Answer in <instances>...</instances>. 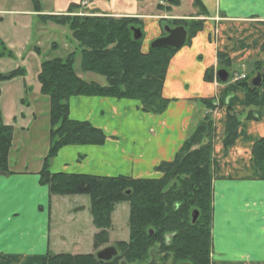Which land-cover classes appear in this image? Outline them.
I'll return each instance as SVG.
<instances>
[{
    "label": "crops",
    "instance_id": "crops-1",
    "mask_svg": "<svg viewBox=\"0 0 264 264\" xmlns=\"http://www.w3.org/2000/svg\"><path fill=\"white\" fill-rule=\"evenodd\" d=\"M76 1L79 0H67L56 10L66 11L68 5ZM201 2L207 12L202 29L176 49L169 61L161 92L168 101L165 110L160 114L146 113L136 100L71 97L68 100L69 118L88 121L101 129L107 138L101 145L60 148L50 161L49 169L51 173L104 177H157V166L172 160L207 112L200 100L210 99L217 103L211 113L210 264H264V179L253 163L251 153L253 144L264 137V83L258 88L257 106L246 107L245 90L233 80H204L206 69L213 73L219 68L217 52L229 60L230 73L238 71L248 75L249 69L264 64V0ZM116 9L110 14L137 13L133 5ZM151 21L143 18L150 28L142 43L144 52L152 40L161 36L159 21ZM42 25L37 27L38 35L43 31ZM39 40L35 43L38 46L41 36ZM30 54L34 52L30 51ZM21 102L35 108L41 105L42 99L35 96L30 102L27 99ZM44 102L48 104V100ZM34 114L35 110L33 121L36 120ZM249 114L254 117L248 118ZM233 116L240 123L237 136L232 145L224 147L223 129L227 119ZM10 123V119L5 118L2 124L12 127ZM19 129L25 131L27 127H13L10 151L18 150L14 143ZM44 155H39L30 167L25 158L21 159L20 169L9 167L8 155L9 173H0V264H42L45 254L53 253L50 221L58 195L50 194L48 187L39 182L38 171ZM80 210L77 208L74 214H79ZM78 229L81 239L84 229L81 226ZM91 229L93 234L96 228L92 225Z\"/></svg>",
    "mask_w": 264,
    "mask_h": 264
},
{
    "label": "trees",
    "instance_id": "trees-1",
    "mask_svg": "<svg viewBox=\"0 0 264 264\" xmlns=\"http://www.w3.org/2000/svg\"><path fill=\"white\" fill-rule=\"evenodd\" d=\"M173 0L171 3H173ZM79 3H70L65 14H43L37 0L34 11L42 23L51 22L66 27L75 47L63 57L43 59L37 81L39 92L48 99V148L38 171L39 182L48 187L50 194L58 196L87 195L90 214L97 233L94 248L107 243V229L115 204H129V237L116 243L117 255L109 261L98 260L92 253L47 252L42 264H144L149 251L156 249L158 264H210L211 254V179L213 123L211 113L217 103L201 99L207 111L194 130L182 143L174 158L161 162L154 178L134 179L126 176H95L81 173H51L50 161L58 150L67 145H101L107 136L88 121L70 119L68 100L75 96H98L136 100L146 113L160 114L168 101L162 97V86L169 61L176 51L160 47L142 51V38L134 40L131 27H139L137 17L79 15L73 11ZM206 15L201 0H196ZM157 8L166 9L161 4ZM168 9V8H167ZM189 40L202 29L203 22L180 20ZM165 35V33H164ZM2 46L1 54H5ZM39 54L38 52H36ZM11 56V51L7 52ZM218 67L229 70V60L217 52ZM79 57L81 72L104 77L105 85L85 81L74 69ZM262 64L255 66V73ZM21 67L1 80L22 75ZM254 75V74H253ZM213 73L206 69L204 80L211 81ZM250 76L238 85L245 90V106L258 104V88L249 85ZM253 118L249 114L248 118ZM239 120L233 116L226 121L222 133L224 147L232 145ZM13 128L0 123V173L8 174V155L12 145ZM253 163L264 179V137L251 149ZM129 191V194L126 192ZM198 217L191 223L192 210ZM151 231V233L149 232Z\"/></svg>",
    "mask_w": 264,
    "mask_h": 264
},
{
    "label": "rangeland",
    "instance_id": "rangeland-1",
    "mask_svg": "<svg viewBox=\"0 0 264 264\" xmlns=\"http://www.w3.org/2000/svg\"><path fill=\"white\" fill-rule=\"evenodd\" d=\"M65 1L67 0H37L43 14L60 15L65 14L66 11H57L56 7L61 6ZM195 2L196 0H175L173 3L160 0H89V2L79 0L75 3L82 5H79L73 12L79 15H105L115 18L137 17L141 21L139 28L143 32V43L146 37L145 33L150 29H148V23L143 22V18L152 20L151 23L159 21L161 36L164 35L163 27L165 25L170 28L183 26L184 24H181L180 20L204 23L203 18L206 15L199 6L195 5ZM158 4L168 9L157 8ZM132 5L137 11L133 15L110 14V11H116V8L123 6L125 9L126 6ZM92 9L95 12H91ZM36 14L33 0H0V53L2 46L6 48L5 54L0 55V74H7L18 67L23 70L22 75L0 81V123H4L5 118H8L12 128L27 127L25 131L21 129L16 131L14 144L17 145L18 150L14 148L9 152V167L12 169H20L22 167L21 159L24 158L30 167V163L36 160L39 155H44L47 148L48 104L44 101L48 99L39 92L37 74L40 60L63 57L75 47V42L66 27L51 22L42 23ZM40 23L43 24V31L38 35L37 27L40 26ZM39 36H41L40 46L35 44L40 41ZM10 51L12 55H6ZM30 51H33L34 54H30ZM74 69L85 81L105 84L104 77L90 72H81L79 57L74 62ZM261 69L260 71H262ZM254 73L255 68L248 70L250 77ZM35 96L42 99L41 105L39 104L37 107L34 105L36 109L31 104L21 102L23 99L30 102ZM34 110L35 121L32 119ZM211 121L213 123L212 116ZM159 176H161L160 173L157 177ZM77 208H81V210L79 214H74ZM128 215V202L115 204L110 216V227L107 229V243L99 248H94L93 236L98 229H95L93 234L91 233L93 223L89 197L87 195L57 196L51 212L50 249L53 254H95L100 248L126 242L129 237ZM78 226L84 229L81 232L83 234L81 239L78 237ZM64 238L65 240H63Z\"/></svg>",
    "mask_w": 264,
    "mask_h": 264
},
{
    "label": "water",
    "instance_id": "water-1",
    "mask_svg": "<svg viewBox=\"0 0 264 264\" xmlns=\"http://www.w3.org/2000/svg\"><path fill=\"white\" fill-rule=\"evenodd\" d=\"M161 1L171 2L172 0H161ZM163 30L166 33V35L154 39L150 43L151 48L169 47V48L179 49L181 46L184 45L187 32L183 26H176L174 28H170L165 25L163 27ZM131 32L134 40H139L142 38V32L140 28L131 27ZM216 77L221 82H226L228 79V72L224 69H219L216 71ZM263 79H264V72L263 74L258 72L254 77L250 79L249 81L250 87L256 88L261 86ZM129 193H130L129 191L126 192V194ZM190 217H191V223H194L198 217V211L195 209L192 210ZM149 232L151 233V231ZM116 255H117V250L114 246H106L104 248L99 249L95 253L96 258L101 261H109ZM156 255H157L156 249H151L149 251V260L144 264H158L156 260L157 259ZM119 264H128V263H126L125 261H120Z\"/></svg>",
    "mask_w": 264,
    "mask_h": 264
},
{
    "label": "built area",
    "instance_id": "built-area-1",
    "mask_svg": "<svg viewBox=\"0 0 264 264\" xmlns=\"http://www.w3.org/2000/svg\"><path fill=\"white\" fill-rule=\"evenodd\" d=\"M244 78V75H239L235 77V80Z\"/></svg>",
    "mask_w": 264,
    "mask_h": 264
}]
</instances>
